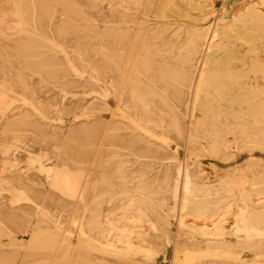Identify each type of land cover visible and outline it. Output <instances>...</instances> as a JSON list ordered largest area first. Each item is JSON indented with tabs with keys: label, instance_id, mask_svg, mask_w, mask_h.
Wrapping results in <instances>:
<instances>
[{
	"label": "bare ground",
	"instance_id": "bare-ground-1",
	"mask_svg": "<svg viewBox=\"0 0 264 264\" xmlns=\"http://www.w3.org/2000/svg\"><path fill=\"white\" fill-rule=\"evenodd\" d=\"M23 1L0 0V222L112 249L163 252L173 242L181 264L264 258V165L202 175L154 159L163 136L216 157L255 139L264 148V0H74L95 31L72 25L69 10L51 16L45 0H30L35 12ZM18 33L59 45L88 79L69 87L13 65L8 46H18L7 39ZM158 69L183 72L161 78L158 92V77L142 74ZM67 116L73 125L59 126ZM247 229L255 236L243 239Z\"/></svg>",
	"mask_w": 264,
	"mask_h": 264
},
{
	"label": "rangeland",
	"instance_id": "rangeland-1",
	"mask_svg": "<svg viewBox=\"0 0 264 264\" xmlns=\"http://www.w3.org/2000/svg\"><path fill=\"white\" fill-rule=\"evenodd\" d=\"M55 3L57 6L54 5ZM22 4L30 12H35L37 7L41 6L40 3L30 0H25ZM41 7L42 10L44 9L51 16H55L58 13V9L69 10L72 25L76 28L85 25L89 31H95L93 30V24L90 25L83 20L81 8L77 1L45 0ZM30 35L33 34L18 33L7 39L9 44L14 45L15 43L18 46L15 51L8 46L10 52L8 58L13 61V65L20 67L27 74L37 78L52 79L54 77L57 81L68 84L69 87H75L79 78L88 79V73L79 70L77 65L71 63L65 50L59 45L50 40H38V37ZM181 72L183 70L165 72L158 69L155 71H144L142 74L145 76L147 74L156 75V78H158L156 82L153 81L155 86L152 90H158L161 78L165 79L166 84H172L179 81L178 76L182 75ZM145 76H143V79L141 78L142 84H151L152 81L147 82ZM164 96L165 104H170L168 94H164ZM248 121L252 122L253 120L249 117ZM74 122L71 116H67L59 120L58 125L71 126ZM200 124L201 118L196 117L193 124L194 128ZM159 140L161 143L163 142L161 149L156 151L160 156L158 155L154 159L178 164L181 168H185L187 165H194L199 168L202 175H208L214 170L219 174L229 173L249 163L257 166L259 164L261 166L264 165V148L261 145V139H255L254 142L247 144L242 150H232L229 154L220 157H216L206 150L203 152L190 150L185 145H180L165 136L159 138ZM76 148L81 150L82 144H79ZM123 153L122 156L127 157L126 152L123 151ZM261 168L264 169V167ZM53 169L54 166L51 165L45 174L43 179L45 184L51 181ZM210 178L207 177L206 182H209ZM80 194L79 190L75 197V206L79 201ZM262 204H264V200H259L257 207L261 208ZM36 211L37 215H39L41 208ZM191 220V217L187 218V221ZM196 222L197 227L195 228L203 226L200 219L196 220ZM62 227H70V225L65 224ZM230 233L236 235L231 229ZM239 234L243 239L255 236V232L252 229L241 230ZM84 246L87 248V252L98 254L99 257H96L99 261L98 264H181L186 259L184 251L175 246L173 242H167L163 252H144L140 249H112L102 244L86 242L81 237H78L77 234H71L66 231L59 232L57 227H40L37 222L29 227H16L13 223L0 222V264H93L92 257L85 254V251L83 252ZM236 264H264V258L257 252L244 251L240 258L236 259Z\"/></svg>",
	"mask_w": 264,
	"mask_h": 264
}]
</instances>
